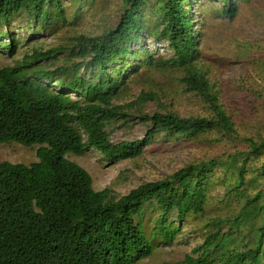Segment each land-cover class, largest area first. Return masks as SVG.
I'll list each match as a JSON object with an SVG mask.
<instances>
[{"label":"trees","instance_id":"16d2710c","mask_svg":"<svg viewBox=\"0 0 264 264\" xmlns=\"http://www.w3.org/2000/svg\"><path fill=\"white\" fill-rule=\"evenodd\" d=\"M146 1L123 0L118 23L101 36H75L67 50L73 60L69 66H54L60 47L35 50L32 61L0 68V144L35 147L36 157L28 165L0 160V264H134L157 244H170L182 225L196 218L201 227L192 231L196 245L191 254L163 264H264V138L241 139L205 77L199 50L204 32L198 37L193 32L188 0H157L151 23L145 21ZM218 1L215 12L234 21L253 0ZM252 10L251 22L264 37V9ZM22 14L43 31L65 22L60 0H0V37L8 40V54L16 48L11 25ZM205 20L202 15V28ZM143 31L161 37L173 57L154 59L142 48L140 66L180 71L185 90L207 110L189 117L138 111L140 122L148 124L144 140L113 143L107 127L127 122L133 108L156 100L153 92L141 91L134 101L117 104L129 92L123 70L114 65L136 58L130 44ZM236 44L231 57L258 66L264 84V38ZM39 61L53 68L38 66ZM161 133L168 139L215 133L217 142L235 135L245 149L222 161L190 162L119 197L109 189L94 190L89 174L66 158L92 152L111 164L135 159ZM219 168L224 179L214 174ZM217 182H227L229 209L206 218L208 191Z\"/></svg>","mask_w":264,"mask_h":264},{"label":"rangeland","instance_id":"374dc122","mask_svg":"<svg viewBox=\"0 0 264 264\" xmlns=\"http://www.w3.org/2000/svg\"><path fill=\"white\" fill-rule=\"evenodd\" d=\"M60 1L65 11V22H55L48 26L46 31L41 30L39 26H33V20L26 14L14 19L11 34L14 35L16 48L12 54H8V40L0 37V68L19 64L24 60L32 61L29 57L35 50L44 52L60 47L64 49L59 50L62 52L54 57V66H69L73 60L67 50L72 39L78 35L101 36L116 26L123 9V0ZM188 3V11L193 19V32L197 33V37L204 32V42H201L199 47L200 60L207 70L205 77L217 92L219 102L231 115L241 139L264 138V84L260 81L262 75L258 72L259 67L250 60H236L231 57L237 47L236 43L243 38L252 44L264 38L260 28L258 29L250 19L254 13L252 7L264 9V0H253L252 5L243 8L234 21L215 12L214 7L221 6L218 0H188ZM146 6L145 21L151 23L157 16V0H147ZM202 15L206 17L203 28L200 25ZM130 48L137 50L136 58L126 57L124 64L119 60L114 65L119 71L123 70V82L129 92V96H125L117 104L134 101L141 91L153 92L156 100L133 108L130 111L133 115L127 122L120 121L109 125L107 131L113 143L144 140L148 124L140 122L138 111L172 112L181 117L201 116L206 113L204 103L193 93L187 92L181 84L180 71H150L140 66L141 62H137H143L144 53L140 52L142 48L143 52L147 51L154 59L167 60L173 57V51L161 37L143 31L142 38L131 43ZM37 65L47 69L53 68L50 62L39 61ZM80 73H83V70ZM87 79L90 77L87 76ZM232 136L217 142L218 136L215 133L192 139H168L161 133L146 142L141 156L135 159L111 164L92 152L83 156L66 155V158L89 174L94 190L109 189L110 195L119 197L143 182L161 179L190 162L208 161L213 158L222 161L235 150H244L245 147L240 145L242 140ZM0 160L28 165L36 161L35 147L0 144ZM222 170H214L216 177L224 179ZM227 188V182H217L210 187L204 212L206 218L227 213ZM200 227L201 222L197 218L195 221H186L170 244H157L150 256L134 264L181 262L195 247L196 241L192 231Z\"/></svg>","mask_w":264,"mask_h":264}]
</instances>
